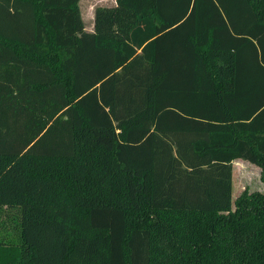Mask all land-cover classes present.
<instances>
[{
    "label": "trees",
    "instance_id": "1",
    "mask_svg": "<svg viewBox=\"0 0 264 264\" xmlns=\"http://www.w3.org/2000/svg\"><path fill=\"white\" fill-rule=\"evenodd\" d=\"M0 0V264H264V0Z\"/></svg>",
    "mask_w": 264,
    "mask_h": 264
},
{
    "label": "rangeland",
    "instance_id": "2",
    "mask_svg": "<svg viewBox=\"0 0 264 264\" xmlns=\"http://www.w3.org/2000/svg\"><path fill=\"white\" fill-rule=\"evenodd\" d=\"M116 0H81L80 11L85 28L88 32H94L95 12L98 8H112ZM264 194V169L245 160L233 162V186L232 199L233 211L237 208L240 197L252 198ZM7 226L0 228V237L11 238L12 223L4 219Z\"/></svg>",
    "mask_w": 264,
    "mask_h": 264
}]
</instances>
